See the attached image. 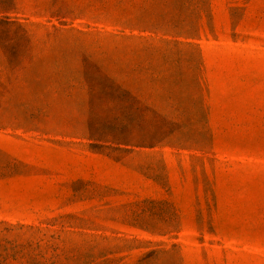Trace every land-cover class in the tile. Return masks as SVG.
<instances>
[{
    "label": "rangeland",
    "instance_id": "1",
    "mask_svg": "<svg viewBox=\"0 0 264 264\" xmlns=\"http://www.w3.org/2000/svg\"><path fill=\"white\" fill-rule=\"evenodd\" d=\"M0 264H264V0H0Z\"/></svg>",
    "mask_w": 264,
    "mask_h": 264
}]
</instances>
